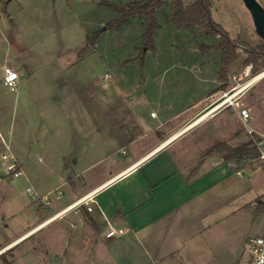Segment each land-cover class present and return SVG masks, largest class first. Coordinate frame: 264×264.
<instances>
[{"label":"rangeland","instance_id":"rangeland-1","mask_svg":"<svg viewBox=\"0 0 264 264\" xmlns=\"http://www.w3.org/2000/svg\"><path fill=\"white\" fill-rule=\"evenodd\" d=\"M105 1L123 6L135 0H0L1 245L35 226L67 201L66 188L59 183L48 186L45 182L44 186L49 188L51 186L50 192H55L56 189L61 191L59 199L52 195L50 207L42 205L27 191L31 186L39 194H43L28 179V169L35 168L41 171L47 158L42 149L33 146L32 141L35 137L42 138L44 134L42 132L44 119L39 113L44 111L43 113L49 117L45 120L52 126L57 121L54 113L58 110L70 114L78 111L86 113L91 106L93 110L97 109L100 112L105 105L101 100L104 94L128 93L127 89L134 92L136 87L132 85L135 83L138 87L139 81L143 79L141 62H131L129 58L135 54V46L139 48V53L142 51L145 25L135 18L122 29L108 27V22L118 13ZM192 1L184 0L185 3ZM211 2L212 17L230 32L239 45L238 58L229 69V84L225 96L240 90L243 104L251 110L248 125L257 133L264 132V75L243 87L264 71V66L260 65L259 71L253 74L250 72L252 64L247 65L244 62L246 57L252 58L247 50L256 49L264 39L257 32L252 13L244 0ZM258 2L264 8V0ZM166 10L170 11V4L166 6ZM159 20L162 27L156 36L157 54L154 55L150 51L146 57L148 69H154V64H158L161 72L156 75L157 79L183 78L189 82L188 85H193L195 81L199 82V79L206 81L209 78L208 84L211 87L221 81L219 74L222 66L221 53L214 49L203 51L200 48L201 43H214L217 38L202 34L199 29L193 32L177 28L167 20L165 13L159 14ZM98 31L100 33L91 49L97 51L98 54H95L97 56L80 63L79 58L84 56L79 55L80 49L87 43V38ZM258 59V63H261L263 57ZM7 66L19 73L16 90H11L4 84ZM106 72L110 74L107 82L112 85L111 91L106 87L103 89L101 83L92 82L95 78L104 76ZM114 82L119 86H114ZM202 83L207 86V82ZM95 96L98 98L97 101ZM217 104L216 102L211 108ZM215 119L209 118L202 122L184 138V141L194 143L210 136L212 140L220 139L222 136L220 131L219 133L217 129L214 131ZM87 120L84 119V122ZM71 121L74 123L75 118ZM236 123L239 135L235 136L233 131L224 135L230 145H238L250 138L245 124L241 121ZM24 127L28 128L29 132L25 130L23 134L17 136L19 130ZM5 142L9 144L10 150ZM56 148L58 146L51 152L53 156L57 155L58 159L61 151ZM8 152L15 155L18 167L21 166L24 171L23 175L13 177L8 171L2 157L3 153ZM237 166H242L239 175L241 188L246 182H250L251 189L246 187L236 201L230 200L226 203L227 207L235 204L237 208L234 212L226 214L223 222L226 231L223 234H227L228 237L230 234L231 237L244 238L260 235L264 232V209L244 200L254 194L253 198L257 196L255 201L262 197L264 172L254 159H242ZM98 171L99 169L96 172ZM83 199L88 201L90 196L85 195ZM84 201L78 208L72 210L81 209L83 214L86 213L89 207L86 208ZM75 211L70 212L65 218L62 217L66 213L51 223L35 229L0 255L4 253L13 264H120L118 259L125 246L116 242L112 247H108L106 244L108 241H103L102 237L96 235L92 227L90 231L93 235L91 234L92 238L86 249L79 252L76 257L71 254L70 262H61L66 234L64 228L68 226L66 222H71L76 217ZM94 235L99 239L98 245ZM245 240L246 238L244 248L237 257L241 260L240 264H245L249 258ZM15 245L17 246L14 249H10ZM89 255L92 259L84 260L89 258ZM79 256H82V261L79 260L81 259ZM0 264H4L1 258Z\"/></svg>","mask_w":264,"mask_h":264},{"label":"crops","instance_id":"crops-1","mask_svg":"<svg viewBox=\"0 0 264 264\" xmlns=\"http://www.w3.org/2000/svg\"><path fill=\"white\" fill-rule=\"evenodd\" d=\"M134 48L135 54L129 60L141 62L143 75L138 87L132 85L136 87L134 92L127 89L128 93L104 94L101 100L105 105L100 112L91 106L86 113L58 110L52 126L45 120L48 115L39 113L44 119V134L32 141L47 158L41 171L28 169V179L43 194L50 192L49 185L59 183L66 188L67 201L4 243L3 249L58 219L52 216L87 195L90 200L84 203L90 209L86 213L70 210L62 217L75 211L76 217L64 228L62 263L70 262L71 254L76 257L86 249L92 227L96 235L108 241V247L116 242L125 246L118 259L120 264H240L237 257L244 248V239L247 242L251 236L228 237L223 234V222L226 214L237 208L235 204L227 207L226 203L236 201L243 189H251V183L241 188L239 162L225 160L223 152L210 149L218 141L227 142L226 133L239 135L236 122L242 120L233 102L243 103L242 93L237 90L225 96L229 81L222 88L225 82L221 78L214 87L208 84L209 78L193 80V85L183 78L157 79L161 72L158 64L148 69L146 63L148 52L157 54V46L155 51L143 49L141 53L137 46ZM95 54L96 50L85 53L80 63L92 60ZM109 77L106 72L92 82L111 91ZM226 97L228 101L222 103ZM209 118H216L213 130L220 131V139L212 140L210 136L194 143L184 141ZM25 130L29 132L24 127L17 136ZM57 146L61 151L58 159L51 152ZM254 195L244 201L264 209V193L257 204ZM111 228H123L125 232L108 237ZM95 242L99 244L96 236ZM90 256L84 260L90 261Z\"/></svg>","mask_w":264,"mask_h":264},{"label":"trees","instance_id":"trees-1","mask_svg":"<svg viewBox=\"0 0 264 264\" xmlns=\"http://www.w3.org/2000/svg\"><path fill=\"white\" fill-rule=\"evenodd\" d=\"M110 7L117 11L118 15L108 22V27L122 29L124 26L132 23L137 18L145 25V31L142 35V50H153L156 48V36L158 30L162 27L159 20V14L165 13L168 21H171L177 28L187 29L189 31H199L209 37L217 38L214 43H201L200 48L203 51L217 50L221 53V69L219 71L220 78L225 82L222 88L229 81V69L238 58V43L233 39L229 31L212 17L211 0H193L185 3L184 0H135L127 5H117L109 1H105ZM170 4V11L167 12L166 6ZM99 31L93 36L87 38V43L79 51V55L83 56L95 45L99 35ZM248 54L252 56L244 59L245 64H252L251 73L256 74L260 65L264 66V41L258 45L256 49H248ZM143 57L142 55H138ZM259 57H263L261 63ZM143 62V58H142ZM226 151L224 153L225 160L251 159L258 153V146L250 137L248 140L231 146L226 141L216 142L210 151ZM3 246L0 244V249ZM11 247L10 249H12ZM4 264H13L4 253L0 255Z\"/></svg>","mask_w":264,"mask_h":264},{"label":"built area","instance_id":"built-area-1","mask_svg":"<svg viewBox=\"0 0 264 264\" xmlns=\"http://www.w3.org/2000/svg\"><path fill=\"white\" fill-rule=\"evenodd\" d=\"M18 78H19V74L16 70H14L9 66L5 68L4 84L8 86L11 90H15L17 88ZM228 99L229 97H226L224 101H222V103L228 101ZM233 103L237 107L240 119L246 126L247 133L250 135V137L254 140L255 144L258 146L257 155L251 159H254L264 172V132L257 133L255 129H253L248 125V121L251 118V110L249 107L245 106L243 103L240 102H233ZM5 144L6 147L10 149L9 144L6 142ZM2 157L4 159L5 165L8 168V171L13 177H18L24 174V171L20 167H18V161L16 157L11 152L4 153ZM27 191L30 192L33 198L38 200L42 205L48 207L51 206L52 195L57 199L61 197V191L57 189L55 190V192L39 194L33 187L29 186L27 188ZM83 198H79L75 200L73 203L62 208L60 211L55 213L52 216V218H57L76 207L78 208L84 201ZM124 232L125 231L123 228H111L106 233V235L108 237H113L115 235L123 234ZM246 249L249 252V258L246 260L245 264H264V232L260 235L249 237L246 242Z\"/></svg>","mask_w":264,"mask_h":264},{"label":"water","instance_id":"water-1","mask_svg":"<svg viewBox=\"0 0 264 264\" xmlns=\"http://www.w3.org/2000/svg\"><path fill=\"white\" fill-rule=\"evenodd\" d=\"M244 2L252 13L257 32L264 39V8L258 0H244Z\"/></svg>","mask_w":264,"mask_h":264},{"label":"bare ground","instance_id":"bare-ground-1","mask_svg":"<svg viewBox=\"0 0 264 264\" xmlns=\"http://www.w3.org/2000/svg\"><path fill=\"white\" fill-rule=\"evenodd\" d=\"M264 75V71L263 72H261L260 74H258V75H256L255 77H253L245 86H243V87H246V86H248V85H250L253 81H255L256 79H258L259 77H261V76H263ZM201 118H203V117H201ZM1 251H4V249H1L0 250V252Z\"/></svg>","mask_w":264,"mask_h":264}]
</instances>
